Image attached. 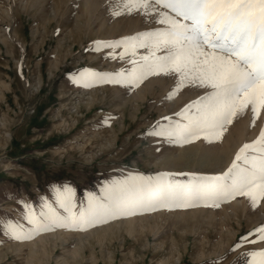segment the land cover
<instances>
[{"label": "rangeland", "instance_id": "1", "mask_svg": "<svg viewBox=\"0 0 264 264\" xmlns=\"http://www.w3.org/2000/svg\"><path fill=\"white\" fill-rule=\"evenodd\" d=\"M115 2L0 0V141L11 138L15 113L43 99L50 112L59 114L46 124L63 122L57 125L55 149L49 152L54 166L28 156L26 168L19 159L0 156V264H246V253L264 249V242L236 248L242 236L264 224V201L253 207L246 197L219 208L162 209L124 217L87 231L57 228L31 240L4 234V219L24 223L19 202L39 205L41 196L50 197L51 186L70 185L79 202L89 192L98 193L106 180L129 171L219 173L239 147L259 133V120L253 128L245 114L229 126L222 142L170 144L146 132L161 116L172 115L201 95V89L186 88L166 100L174 86L172 77H149L135 89L73 83L71 77L83 68L129 67L107 58L108 49L95 51L94 41L118 40L156 27L136 13L113 16ZM56 64L60 70L67 66V95L53 104L58 91L53 86L65 83L64 72L50 70ZM47 71L52 78L45 79ZM47 90L52 91L46 93L49 99L42 96ZM33 143L27 148H34ZM33 170L40 174L38 182Z\"/></svg>", "mask_w": 264, "mask_h": 264}, {"label": "snow or ice", "instance_id": "2", "mask_svg": "<svg viewBox=\"0 0 264 264\" xmlns=\"http://www.w3.org/2000/svg\"><path fill=\"white\" fill-rule=\"evenodd\" d=\"M111 8L113 16L136 13L156 27L94 41L95 51L108 49L107 58L129 67L83 68L71 77L73 83L135 89L149 77H172L166 100L186 88L201 89V95L161 116L146 132L170 144L222 142L229 126L245 114L253 128L259 120V133L219 173L129 171L106 180L98 193L89 192L79 202L70 185L51 186L50 197L41 196L39 205L19 202L24 223L3 220L4 234L14 240H31L57 228L87 231L162 209L219 208L237 197L248 198L253 207L264 201V0H116ZM257 242H264V224L242 236L236 248ZM245 255L250 257L246 264H264V249Z\"/></svg>", "mask_w": 264, "mask_h": 264}, {"label": "crops", "instance_id": "3", "mask_svg": "<svg viewBox=\"0 0 264 264\" xmlns=\"http://www.w3.org/2000/svg\"><path fill=\"white\" fill-rule=\"evenodd\" d=\"M61 65L53 66L52 69H50L53 73H58V71L61 69ZM64 72V80L65 83L61 87H58L54 85L53 90H58L55 93H53V96L55 98L54 103H61V100H59L61 97L67 95V89L64 92L65 85L67 86V66L63 68V70H60ZM18 74L19 71H17ZM45 79L52 78L49 75V72L45 73ZM57 83V82H56ZM11 88V87H10ZM60 88V89H59ZM12 89V88H11ZM42 91V90H41ZM50 90H47L46 92L43 91L42 96L45 98H51V96H47L49 94ZM7 93V89L5 90V95ZM16 91L14 94H12L11 97L16 96ZM45 95V96H44ZM35 107V115L29 114L27 115L25 113V109L19 110V113H15L14 117L11 118V124L10 127L11 130V138L8 141H0V146L2 147V150L0 151V156H12L15 159H19L20 162L18 163L22 167H26L25 164L28 163V156H32L37 159L39 163H43L46 165H53L50 163H53L55 159L49 155V152L51 150H54L55 144L53 139L57 138L58 135H56V128L57 125L62 124L63 122L59 121L58 124H46V122L54 119H57V116L59 114L52 113L49 110L51 107L45 105V99H43L40 103L36 105H31ZM34 142V143H33ZM33 143L34 148H27L28 145ZM8 148V149H5ZM54 166V165H53ZM27 168V167H26ZM49 168V167H48ZM67 170V168H66ZM35 175L37 176V182L40 180V174L36 173L35 170H33ZM48 173V172H47ZM50 176H53L52 172H49ZM63 180L67 181V176L62 177Z\"/></svg>", "mask_w": 264, "mask_h": 264}, {"label": "built area", "instance_id": "4", "mask_svg": "<svg viewBox=\"0 0 264 264\" xmlns=\"http://www.w3.org/2000/svg\"><path fill=\"white\" fill-rule=\"evenodd\" d=\"M26 112H27V113H34V112H35V109H34L33 107H28V108L26 109Z\"/></svg>", "mask_w": 264, "mask_h": 264}]
</instances>
